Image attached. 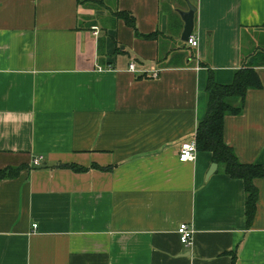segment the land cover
Listing matches in <instances>:
<instances>
[{
    "label": "crops",
    "instance_id": "1",
    "mask_svg": "<svg viewBox=\"0 0 264 264\" xmlns=\"http://www.w3.org/2000/svg\"><path fill=\"white\" fill-rule=\"evenodd\" d=\"M189 5L196 46L181 39ZM256 51L264 0H0V169L25 166L0 180V264H264V178L247 229L243 181L208 174L209 152L178 159L205 116L200 61L230 83ZM255 69L262 87L225 116L224 141L264 167Z\"/></svg>",
    "mask_w": 264,
    "mask_h": 264
},
{
    "label": "trees",
    "instance_id": "2",
    "mask_svg": "<svg viewBox=\"0 0 264 264\" xmlns=\"http://www.w3.org/2000/svg\"><path fill=\"white\" fill-rule=\"evenodd\" d=\"M115 18H120L124 23L134 30V34L145 39H156L159 31L142 34L138 31L135 18L129 11L119 10L114 13ZM261 52H254L248 55L241 67L233 72L230 83H219L215 79L214 71L205 61H200L202 66L207 68L205 81V116L198 123L194 138L197 151L209 152L212 160L217 163L222 171L231 178L241 179L245 192V223L246 228L251 227L256 213L258 189L254 184L256 178H264V167L257 163L241 162L231 146L224 141V118L227 115H239L243 112L244 99L249 89L262 87L261 80L256 72L257 65H264V59L260 57ZM264 55V53H263ZM251 58H253L251 60ZM143 76V75H142ZM20 167H5L0 169V180L14 178L19 174ZM58 167L70 168L77 172H83L89 168L106 170L110 167H100L92 164L89 167L77 164H60ZM112 168V167H111ZM236 255L233 252L235 264Z\"/></svg>",
    "mask_w": 264,
    "mask_h": 264
},
{
    "label": "built area",
    "instance_id": "3",
    "mask_svg": "<svg viewBox=\"0 0 264 264\" xmlns=\"http://www.w3.org/2000/svg\"><path fill=\"white\" fill-rule=\"evenodd\" d=\"M93 30H94L93 31L94 35H98L99 30L96 29V27H93ZM188 43L192 46H196L198 44L196 38L193 35L189 36ZM129 68L131 70H134L135 69L134 64L131 63ZM196 154H197V146H196L195 138L193 137L192 139L184 141L181 144L178 152V159L181 162L191 161L196 157ZM41 160L42 157L34 158L32 160V164L38 166L40 165ZM36 226H37L36 224L33 225L34 228H36ZM177 232L179 234L180 242L184 246H190L192 244L194 231L190 225H188L187 223H181L178 226Z\"/></svg>",
    "mask_w": 264,
    "mask_h": 264
},
{
    "label": "water",
    "instance_id": "4",
    "mask_svg": "<svg viewBox=\"0 0 264 264\" xmlns=\"http://www.w3.org/2000/svg\"><path fill=\"white\" fill-rule=\"evenodd\" d=\"M194 13H195V7H193L192 5H189L188 7V11L185 12H181V16L182 19L184 21V29L181 35V39L185 42L188 41L189 36L192 34L193 32V28H194ZM217 168V164L214 163L208 174H211L212 172H214V170H216Z\"/></svg>",
    "mask_w": 264,
    "mask_h": 264
}]
</instances>
